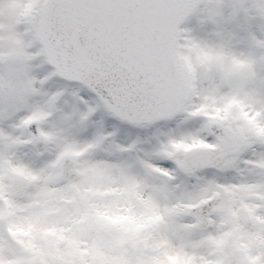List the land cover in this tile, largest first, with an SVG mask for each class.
Returning a JSON list of instances; mask_svg holds the SVG:
<instances>
[{
    "label": "snow or ice",
    "instance_id": "1",
    "mask_svg": "<svg viewBox=\"0 0 264 264\" xmlns=\"http://www.w3.org/2000/svg\"><path fill=\"white\" fill-rule=\"evenodd\" d=\"M0 264H264V0H0Z\"/></svg>",
    "mask_w": 264,
    "mask_h": 264
}]
</instances>
